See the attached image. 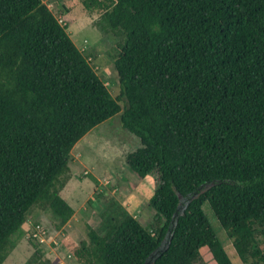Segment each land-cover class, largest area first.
I'll return each mask as SVG.
<instances>
[{
    "label": "trees",
    "instance_id": "trees-1",
    "mask_svg": "<svg viewBox=\"0 0 264 264\" xmlns=\"http://www.w3.org/2000/svg\"><path fill=\"white\" fill-rule=\"evenodd\" d=\"M124 34L113 98L42 0H0V264L33 209L55 228L74 214L60 192L70 153L120 113L140 147L125 156L155 178L144 228L126 212L89 229L78 264H264V0H82ZM124 101V106L120 102ZM182 204L192 197L182 213ZM227 239L232 259L202 206ZM25 264H51L35 251Z\"/></svg>",
    "mask_w": 264,
    "mask_h": 264
},
{
    "label": "rangeland",
    "instance_id": "rangeland-1",
    "mask_svg": "<svg viewBox=\"0 0 264 264\" xmlns=\"http://www.w3.org/2000/svg\"><path fill=\"white\" fill-rule=\"evenodd\" d=\"M42 2L66 28L111 96L119 97L121 88L114 61L124 34L108 30L99 22V14L85 11L82 0ZM120 105L124 106V101ZM138 147L139 139L122 128L120 113L85 134L71 150L70 179L60 192L74 210L72 218L57 230L49 212L33 209L14 238L15 248L3 264H25L35 251L51 264H78L73 251L81 241H88L89 229L97 230L104 218L118 217L120 212H126L151 230L157 220L148 205L155 190V178H139L125 162V156ZM202 210L228 255L234 259L232 242L209 206L204 204ZM261 247L264 250V244ZM195 264L215 263L205 248Z\"/></svg>",
    "mask_w": 264,
    "mask_h": 264
},
{
    "label": "water",
    "instance_id": "water-1",
    "mask_svg": "<svg viewBox=\"0 0 264 264\" xmlns=\"http://www.w3.org/2000/svg\"><path fill=\"white\" fill-rule=\"evenodd\" d=\"M196 196H192L187 202L186 204H182V202L184 201L183 198L181 196H179V207H178V212L182 213L186 207V205L188 204V202L190 200H192L193 198H195ZM167 247V245L164 243V241L160 244L159 248L157 250H155L150 256L149 258L146 260L145 264H154V260L155 257L158 256V254L160 252H162L163 250H165Z\"/></svg>",
    "mask_w": 264,
    "mask_h": 264
}]
</instances>
